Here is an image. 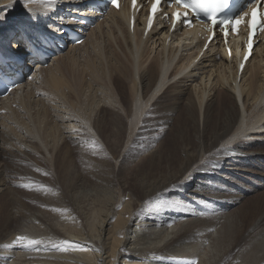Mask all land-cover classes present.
<instances>
[{"label": "bare ground", "instance_id": "bare-ground-1", "mask_svg": "<svg viewBox=\"0 0 264 264\" xmlns=\"http://www.w3.org/2000/svg\"><path fill=\"white\" fill-rule=\"evenodd\" d=\"M125 9L46 68L18 66L33 73L0 98L10 112L44 87L54 121L0 115V264H264L262 50L236 87L217 46L196 62L201 43L176 32L166 47L164 26L130 34ZM88 13L77 0H0V49L31 58L28 40L44 49Z\"/></svg>", "mask_w": 264, "mask_h": 264}, {"label": "rangeland", "instance_id": "rangeland-1", "mask_svg": "<svg viewBox=\"0 0 264 264\" xmlns=\"http://www.w3.org/2000/svg\"><path fill=\"white\" fill-rule=\"evenodd\" d=\"M67 49H68V47H67ZM51 60H49L48 61V63L47 64H49V62H50ZM82 64V62L80 61V65ZM45 68H46V66H45ZM33 68L29 71V73L27 74V76H26V79L25 80H28V78H29V76L33 73ZM65 73H67V77L69 78L68 79V81H70L72 78H73V76H72V72L71 71H69V70H66L65 71ZM66 76V75H65ZM70 76V77H69ZM80 78V77H79ZM24 80V81H25ZM74 80V79H73ZM73 80H72V82H73ZM24 81H23V83H24ZM71 82V81H70ZM42 88V89H41ZM40 90V91H39ZM33 92V99H34V101H36V102H34L33 103V101L31 102V103H29V104H27V105H25V106H23L22 108H17V107H15L16 105H14L13 106V108L10 110V112L7 110V109H5V108H1L0 109V115L1 116H10L12 119H14L15 120V122H17V125H19V123H22V122H28V123H30L31 122V116H33V115H35V117H34V122L37 120V117H38V119L40 120V121H42L41 119H46V118H48V119H46V120H48V122H50V120H51V122L53 123L54 121H52V111H48V112H46V114H45V112L43 113V111L44 110H46V105H45V103L44 102H46V101H44V94H45V89H44V87H39V89L37 88V91H32ZM36 92V93H35ZM43 96V97H42ZM37 98V99H36ZM39 98L40 99H42V100H39ZM32 99V98H31ZM32 99V100H33ZM39 100V101H38ZM42 101V102H41ZM43 105V106H42ZM42 106V107H41ZM45 106V108L43 109V107ZM11 108V107H10ZM17 109H19V110H17ZM20 109H21V111H20ZM39 110H40V112H39ZM18 111V112H17ZM36 111V112H35ZM9 112V113H8ZM17 114H15V113ZM5 113H7V115H4ZM20 115H19V114ZM35 113V114H34ZM40 113H41V115H40ZM30 114V115H29ZM46 115V116H45ZM51 115V116H50ZM16 116V117H15ZM18 116V117H17ZM39 116H41V117H43V118H40ZM51 118V119H50ZM0 119L2 120L3 118L2 117H0ZM20 119V120H19ZM46 120H43L42 122H46L47 123V121ZM57 122H55V123H59V121L58 120H56ZM13 130H15V129H12V131ZM15 131H17V130H15ZM3 136H4V134H2ZM2 135H0V139H2ZM4 139V138H3ZM69 141V142H68ZM65 142H66V144L68 145V146H70V147H75L76 145H77V142L75 141V139H67V140H65ZM74 142V143H73ZM16 143V142H15ZM71 143V144H70ZM17 144V143H16ZM141 144V142H139V144H138V146ZM15 146H18V145H15ZM108 147H106V149H107ZM104 149H105V147H104ZM104 150L105 151V153H106V155H108L109 157H112L113 159V163H114V161H115V159H116V157H117V155H116V153L113 151V150H110L109 148L107 149V150ZM113 155V156H112ZM2 156V155H1ZM140 156H142V155H140ZM139 158H141V157H139ZM1 159L2 160H6V157H4V156H2L1 157ZM134 161H136L137 162V158L134 160ZM133 161V162H134ZM135 162V163H136ZM115 164V163H114ZM132 164H134V163H130V162H125V165H122L123 167H122V171H121V176H125L126 174H128L130 171H133L134 170V168H133V166H132ZM129 166V167H128ZM133 169V170H132ZM123 174H125V175H123ZM132 174V173H131ZM134 175V174H133ZM14 177V176H13ZM127 177V176H126ZM131 178H132V175L130 176ZM130 177H129V179H130ZM20 178V177H19ZM54 179V178H53ZM131 180V179H130ZM129 181V180H128ZM53 184L55 183V181H53L52 182ZM196 184V183H195ZM236 185L237 186H239L237 183H236ZM128 185H126L125 186V188H124V190H123V199L124 198H127V193H129V190H128V187H127ZM191 186H193V183H192V185ZM14 187H17V188H22L21 186L19 187V186H17L16 184H14ZM192 189V188H191ZM193 189H195L196 191H198V189L199 188H193ZM246 193V192H245ZM244 193V194H245ZM248 194H250V193H248ZM238 202H240V200L238 201ZM238 202H237V204L234 206V208H238L240 205L238 204ZM198 206H199V204H198ZM121 208V206H119V208L118 209H120ZM200 210H205V208H203V207H201L200 208ZM114 219H115V217H113L112 218V220H111V224H113V221H114ZM113 226V225H112ZM88 252H91L90 250L88 251ZM122 263H125L124 262V259H123V257H120L119 258V260H118V263L117 264H122Z\"/></svg>", "mask_w": 264, "mask_h": 264}, {"label": "snow or ice", "instance_id": "snow-or-ice-1", "mask_svg": "<svg viewBox=\"0 0 264 264\" xmlns=\"http://www.w3.org/2000/svg\"><path fill=\"white\" fill-rule=\"evenodd\" d=\"M171 3V0H169ZM175 2L178 5H182L185 9H192L196 11L197 13L199 12H205L206 15H208L209 20L211 21L212 25H217V24H223V25H229L232 24V20L230 19H223L219 20L215 17V13L219 10H222L223 7L226 6V0H175ZM111 3L115 7H119L118 0H111ZM133 6L135 7L136 5V0H132ZM161 3V0H154L152 3V7L150 9V12L152 15H154L158 8L157 6ZM255 15V14H254ZM176 16H179V13H176ZM3 17L0 16V19ZM234 19V18H233ZM152 23V16L149 18V26H151ZM235 23H239L238 20L235 21ZM249 41H251V37H249ZM249 47H251V44H249ZM27 240V244H35L38 243V241L34 240H29L26 237L20 236L17 237V242H23Z\"/></svg>", "mask_w": 264, "mask_h": 264}]
</instances>
